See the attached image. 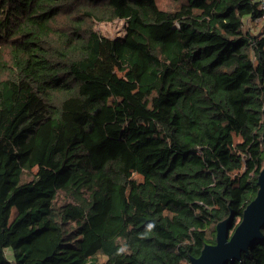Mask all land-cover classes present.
Instances as JSON below:
<instances>
[{"label": "trees", "instance_id": "obj_1", "mask_svg": "<svg viewBox=\"0 0 264 264\" xmlns=\"http://www.w3.org/2000/svg\"><path fill=\"white\" fill-rule=\"evenodd\" d=\"M159 1L0 0V264H191L241 222L264 168L260 0ZM225 264H264V238Z\"/></svg>", "mask_w": 264, "mask_h": 264}, {"label": "water", "instance_id": "obj_2", "mask_svg": "<svg viewBox=\"0 0 264 264\" xmlns=\"http://www.w3.org/2000/svg\"><path fill=\"white\" fill-rule=\"evenodd\" d=\"M264 141V134H263ZM259 190L256 197L247 205L239 225L229 236L232 214L220 221L217 226V241L206 244L198 257L191 259V264H225L227 260L240 257L241 251L255 240L263 239L264 224V168L258 178Z\"/></svg>", "mask_w": 264, "mask_h": 264}, {"label": "rangeland", "instance_id": "obj_3", "mask_svg": "<svg viewBox=\"0 0 264 264\" xmlns=\"http://www.w3.org/2000/svg\"><path fill=\"white\" fill-rule=\"evenodd\" d=\"M160 5L163 7H169L171 6V3L165 1V0H160L159 1ZM60 23L64 22V18L61 17L59 18ZM246 22L248 24L251 25V20L250 18L246 19ZM247 26V24H245ZM256 26L257 29L254 27ZM253 26V22H252V27L251 29L253 31L258 32L260 28H262L264 26V21H258L257 25L254 24ZM96 28L105 36L108 37H117V36H122L125 32V21L123 20H115V21H102V22H98L96 24Z\"/></svg>", "mask_w": 264, "mask_h": 264}, {"label": "built area", "instance_id": "obj_4", "mask_svg": "<svg viewBox=\"0 0 264 264\" xmlns=\"http://www.w3.org/2000/svg\"><path fill=\"white\" fill-rule=\"evenodd\" d=\"M261 8L263 10V17H264V0H260Z\"/></svg>", "mask_w": 264, "mask_h": 264}]
</instances>
